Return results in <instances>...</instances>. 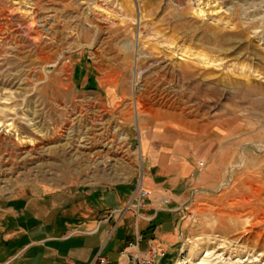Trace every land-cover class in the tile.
<instances>
[{
	"label": "rangeland",
	"instance_id": "obj_1",
	"mask_svg": "<svg viewBox=\"0 0 264 264\" xmlns=\"http://www.w3.org/2000/svg\"><path fill=\"white\" fill-rule=\"evenodd\" d=\"M140 116L226 132L168 264H264V0H0V196L142 185Z\"/></svg>",
	"mask_w": 264,
	"mask_h": 264
},
{
	"label": "crops",
	"instance_id": "obj_2",
	"mask_svg": "<svg viewBox=\"0 0 264 264\" xmlns=\"http://www.w3.org/2000/svg\"><path fill=\"white\" fill-rule=\"evenodd\" d=\"M110 96L115 101L114 91ZM126 125L133 126L127 117ZM189 129L137 118L142 187L148 191L145 205L137 211L119 212L133 203L131 179L108 186H26L0 196V264H90L98 252L107 257L108 264H125L127 258L121 251L136 233L141 235L140 249L154 243L165 251L156 264H168L170 255L181 249L191 213L204 190L218 182V170L207 171L205 164L222 165L215 140L224 139L226 132L219 126ZM210 132L218 138H211ZM164 195L170 197L166 204L161 202ZM126 213L131 227L107 241L109 231Z\"/></svg>",
	"mask_w": 264,
	"mask_h": 264
},
{
	"label": "built area",
	"instance_id": "obj_3",
	"mask_svg": "<svg viewBox=\"0 0 264 264\" xmlns=\"http://www.w3.org/2000/svg\"><path fill=\"white\" fill-rule=\"evenodd\" d=\"M201 165L202 162H199ZM148 195V191L137 185L133 193V203H129L124 209L119 212L123 213L126 209H133L137 211L140 207L145 205V197ZM170 201L168 195L162 197L161 202L166 204ZM141 241V235L136 233L133 241H130L127 246L122 249L121 254L126 256L127 261L125 264H156L157 261L165 255V251L159 249L154 243L149 242L147 248L140 249L139 243ZM109 261L105 255H101L98 252L90 264H108Z\"/></svg>",
	"mask_w": 264,
	"mask_h": 264
},
{
	"label": "bare ground",
	"instance_id": "obj_4",
	"mask_svg": "<svg viewBox=\"0 0 264 264\" xmlns=\"http://www.w3.org/2000/svg\"><path fill=\"white\" fill-rule=\"evenodd\" d=\"M202 12V10H199ZM188 250V249H187ZM187 250H183L181 258L178 260L177 264H187V260L190 256H195L196 252H188ZM195 250V249H194Z\"/></svg>",
	"mask_w": 264,
	"mask_h": 264
}]
</instances>
